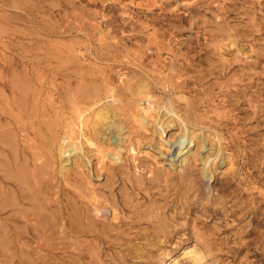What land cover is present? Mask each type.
Wrapping results in <instances>:
<instances>
[{"label":"rangeland","instance_id":"1","mask_svg":"<svg viewBox=\"0 0 264 264\" xmlns=\"http://www.w3.org/2000/svg\"><path fill=\"white\" fill-rule=\"evenodd\" d=\"M0 264H264V0H0Z\"/></svg>","mask_w":264,"mask_h":264},{"label":"bare ground","instance_id":"2","mask_svg":"<svg viewBox=\"0 0 264 264\" xmlns=\"http://www.w3.org/2000/svg\"><path fill=\"white\" fill-rule=\"evenodd\" d=\"M116 96V95H115ZM112 98H114L113 96H112ZM149 99V98H148ZM148 99H143L142 100V103H145V106H143V108L145 109V111L148 113L149 112V110H152V104H151V102H150V100H148ZM112 101V100H111ZM140 101V100H139ZM117 103V102H116ZM139 103H141V102H139ZM114 105H112V104H110L109 102H106V104L104 105V106H102L100 109H99V111H98V115H100V119H101V121H102V127H104V130L106 131V129H110V135H108V137L110 138V141H111V139H117V141L119 142V141H122L121 139H120V135L118 134V128L120 127V126H122V123H121V120L119 119V118H117V116H116V114L114 115L113 114V109H112V107H113ZM153 106H155V105H153ZM157 106V105H156ZM119 108V107H118ZM120 108H121V105H120ZM124 109V108H123ZM156 109V108H155ZM164 109V108H163ZM167 112L168 113H174V111H173V109H171V108H168L167 107ZM154 111H156V110H154ZM176 112V111H175ZM155 114V113H154ZM165 114H166V112H165ZM172 115H175V113L174 114H172ZM179 115V114H178ZM157 116H158V114H157ZM176 117V116H175ZM180 117V116H179ZM101 123V122H100ZM156 123V122H155ZM154 123V124H155ZM174 126V123L173 122H170V121H167V122H164V121H159V118H158V122H157V130H158V132H159V136H160V138H159V144H166V142L164 141V134L166 133V130H167V128L168 127H170V126ZM101 125H99V127H100ZM154 127H155V125H154ZM97 128V127H96ZM124 128V127H123ZM100 129V128H99ZM102 129V128H101ZM98 130V129H97ZM203 131V130H202ZM201 133V132H200ZM106 134V133H105ZM155 134V133H154ZM84 135H85V133H84ZM195 137V134L193 133V131L192 132H190V131H188V133L187 132H184V133H182L181 135H180V140H179V143H178V145L177 146H175V149L173 150V151H171L169 148H166V149H168L167 151H169V153L171 154V156H174L176 159H179L180 160V157H179V149H181V146H187V145H189L192 141H193V138ZM153 138V137H152ZM70 139V138H69ZM84 139H85V137H84ZM71 140V139H70ZM109 140V139H108ZM157 141V140H156ZM114 142V141H113ZM121 143V142H120ZM119 143V144H120ZM180 145V146H179ZM158 146H160V145H158ZM184 147V148H185ZM82 148H83V145H82V142L81 141H79V139H78V141H73V142H70L69 143V140H68V138H66V137H64L63 138V140H62V143H61V145H60V147H59V149H60V153H61V162L64 164V166H66L68 163H70V161H72V156H71V152H73V151H78L79 153L81 152V150H82ZM102 148V147H101ZM162 148V147H161ZM160 148V149H161ZM184 148H183V150H184ZM162 149H165V148H162ZM162 149H161V151H162ZM160 151V152H161ZM67 152H69L68 153V155H67ZM74 152V153H75ZM78 152H76V154L78 153ZM82 153V152H81ZM168 153V152H167ZM216 153V152H215ZM102 154V153H101ZM78 155V154H77ZM82 155V154H81ZM79 156H80V154H79ZM170 156V155H169ZM222 153L221 154H217L216 155V159H217V161H218V163H222V162H224V159L222 158ZM173 157V158H174ZM102 158V157H101ZM172 160V159H171ZM184 160V158L182 159V161ZM185 160H186V157H185ZM62 166V165H61ZM212 173V172H211ZM213 175L214 174H211V177H213ZM108 209V206L107 205H103V208L101 209L100 207H98V206H96V214H97V216H100L101 215V213H102V211H104V210H107ZM115 216H116V214H114Z\"/></svg>","mask_w":264,"mask_h":264}]
</instances>
